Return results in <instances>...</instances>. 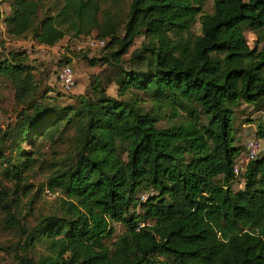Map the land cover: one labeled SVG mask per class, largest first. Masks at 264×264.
<instances>
[{
	"label": "trees",
	"instance_id": "16d2710c",
	"mask_svg": "<svg viewBox=\"0 0 264 264\" xmlns=\"http://www.w3.org/2000/svg\"><path fill=\"white\" fill-rule=\"evenodd\" d=\"M208 1L12 0L8 34L32 31L47 46L94 35L106 45L82 58L115 70L61 105L24 54L0 60L15 112L0 128V175L13 183L0 185V222L16 238L15 264H264V152L234 172L235 109L264 110V0H212L207 10ZM165 109L172 122L159 127ZM70 130L38 189L58 191L60 203L32 225L28 175L43 167L44 142ZM256 133L262 141L264 122ZM145 190L156 194L143 202Z\"/></svg>",
	"mask_w": 264,
	"mask_h": 264
},
{
	"label": "rangeland",
	"instance_id": "374dc122",
	"mask_svg": "<svg viewBox=\"0 0 264 264\" xmlns=\"http://www.w3.org/2000/svg\"><path fill=\"white\" fill-rule=\"evenodd\" d=\"M55 0H47V6L52 5ZM12 0H0V60L12 59L14 57H23V54L28 58V62L34 68L35 80L41 86V89L50 88L51 91L48 93L51 96H57L59 93L62 96H59L58 102L61 105L74 104L75 97L78 95H83L87 93H92L91 84L93 83V75H100L102 80H108L111 78L115 70L106 69L105 66L97 64L91 66L87 63L85 59L82 58V55H86L87 58L98 57L102 49L98 51H89V50H78L75 48L74 41H69L68 37L60 40L53 46H47L38 44L33 38L32 31H29L22 36H13L7 33L4 23L3 16L10 13V5ZM128 2V0H126ZM125 2V4H126ZM61 2H58L56 5H60ZM212 6V0H209L206 9L210 10ZM125 7V6H124ZM200 27L199 23H196L194 30L198 32ZM247 42L250 46H253L256 40V37L247 32L246 34ZM142 38L138 37L134 40L133 45L129 49L131 53L135 48H138L141 44ZM125 55V56H128ZM64 62L71 65L75 78H76V87L70 93H63L60 90L59 83L56 79V74ZM114 78V77H113ZM76 88L78 91H76ZM117 86L111 84L107 88V94L110 96L118 97L116 93ZM138 96L144 99L142 107L145 110H151L153 107V102L150 100V97L141 92H137ZM125 96L124 98H126ZM121 98V97H119ZM14 106V89L11 83L3 81L0 83V128L5 129L8 124H12L15 117V112L13 111ZM165 116L158 123L159 127L168 126L172 120L167 117L169 113L165 109ZM260 122H264V110H256L252 105L241 102L235 109V144L239 146L240 155L244 154L245 143L247 139L257 136V129ZM72 131H67L66 136L57 141V145L51 144V142L46 141L41 148V152L44 154L42 157L43 167L37 169L34 173L28 175V182L33 185L32 194L37 193L34 197L33 208L31 215L28 217V221L34 225L36 224L40 215H47L56 210L57 205L60 203V193L58 191H53L50 189H43L38 192L40 184L44 182L43 170L46 165L53 162L55 158H62L67 151V148L70 144L68 139ZM25 149L30 150L31 147L28 144L24 143L22 145ZM32 150V149H31ZM264 152V139H262L261 150L258 155ZM8 153V151H7ZM239 155V156H240ZM45 171V170H44ZM0 185L12 188L13 183L10 180L4 179L3 175H0ZM243 186L242 183L233 184L232 188L237 190ZM156 194L155 191H141L137 195L140 201H145L149 196ZM28 202V197L25 198V203ZM23 205V204H22ZM26 206V205H24ZM28 206V205H27ZM25 212L28 211V208L24 209ZM27 210V211H26ZM136 211L141 213V210L137 207ZM117 228L120 225H116ZM14 239V240H13ZM14 233L3 227L0 222V264H15L13 260V252L17 250V247L14 246L15 242ZM39 249V247H38Z\"/></svg>",
	"mask_w": 264,
	"mask_h": 264
},
{
	"label": "built area",
	"instance_id": "2783aa9c",
	"mask_svg": "<svg viewBox=\"0 0 264 264\" xmlns=\"http://www.w3.org/2000/svg\"><path fill=\"white\" fill-rule=\"evenodd\" d=\"M106 45V41L100 38L95 37L94 35L81 37L75 44V48L78 51L89 50V51H98ZM56 79L59 83L60 90L63 93H70L74 90L76 86V78L74 71L70 64L63 63L59 67ZM262 141L257 138H250L246 142V150L244 154L240 155L237 158L234 172L238 175L243 172L246 164L257 156L261 150Z\"/></svg>",
	"mask_w": 264,
	"mask_h": 264
},
{
	"label": "crops",
	"instance_id": "0c3cea01",
	"mask_svg": "<svg viewBox=\"0 0 264 264\" xmlns=\"http://www.w3.org/2000/svg\"><path fill=\"white\" fill-rule=\"evenodd\" d=\"M75 87H76V86H75ZM76 91H78L77 88H76Z\"/></svg>",
	"mask_w": 264,
	"mask_h": 264
}]
</instances>
